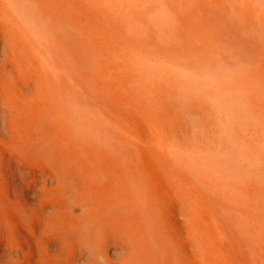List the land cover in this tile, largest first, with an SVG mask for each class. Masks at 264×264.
I'll return each instance as SVG.
<instances>
[{"label": "bare ground", "instance_id": "6f19581e", "mask_svg": "<svg viewBox=\"0 0 264 264\" xmlns=\"http://www.w3.org/2000/svg\"><path fill=\"white\" fill-rule=\"evenodd\" d=\"M181 2L0 0L28 90L48 93L19 104L45 183H64L70 234L95 244L77 264H264V0H229L242 28L224 40Z\"/></svg>", "mask_w": 264, "mask_h": 264}, {"label": "rangeland", "instance_id": "374dc122", "mask_svg": "<svg viewBox=\"0 0 264 264\" xmlns=\"http://www.w3.org/2000/svg\"><path fill=\"white\" fill-rule=\"evenodd\" d=\"M183 1L184 0H182L181 3H183L184 5L182 4L181 8L182 9L184 8L185 9L184 11H189V13L191 14L192 9H193V12L197 13V14L191 15V16H194V18L192 17L193 22L199 19L197 18L198 16L199 17L202 16L201 18L203 19L202 20L203 22L208 20L205 23H208L209 25L205 23L202 24L201 20H199L198 23L197 21L194 22V26L197 27L199 24L198 27L200 29V23H201L203 26L201 29L204 30V28H207V31L208 30L211 31V32L209 31L208 32L212 35V37L213 35L215 36V34L218 35L219 33L218 40L219 39L222 40L221 39L222 37H223V40H224V37L233 38V39L238 37V33L242 27L240 26L239 22L236 19H234L232 15L233 13L231 11V8L229 7L230 6L229 0L223 1L226 4L227 3L229 4L227 8H226L227 5L223 4L221 0H206V1L204 0L207 3V5H204L205 7L202 5V7L207 8L206 6H208L209 10L203 9V8H200L201 10H198L199 7L201 6L200 3L202 2V0L200 1L199 0H185L184 2ZM192 1L194 2V4ZM196 1L197 2L199 1V3H197ZM204 1L202 2V4L204 3ZM220 6L221 8L225 6L226 10L223 8L220 11V9H218L220 8ZM210 10L212 13L210 12ZM187 14L185 15L190 17V14L188 15ZM206 16L207 18H205ZM225 21L227 22V24ZM214 24L218 27L217 29L216 27H214L215 26ZM205 25H207L208 27ZM220 25L221 27H219ZM210 26H211V29H210ZM198 27L196 28L197 30H198ZM212 27L214 28L212 29ZM203 30L201 32H197L196 35L198 36L202 34L204 35L205 32ZM220 31L222 32L220 33ZM212 32H214L215 34L214 33L212 34ZM209 33L207 34L205 33L204 36L199 37V38L207 39L208 37L209 39V36H211ZM208 34L209 36H206ZM217 47L219 46H216L214 50L218 49L219 51L220 47L219 48ZM4 66L7 67V74L2 77L0 74V120L2 121V122L0 121L2 123V125L0 124V127H1L0 128V134H1L0 135V160H1L0 161V198H2V200L4 201V204L0 205V245H2V247L5 250L14 251L15 255L12 258H9L8 256L6 257V255H3L0 252V264H43L45 262H47L46 264H77L75 260V255H76L75 253L80 247L79 245L82 244L83 235L81 234V232L76 235L70 234L69 231L71 228V224L72 226H75V225L71 223L72 219H68L66 217V214H65L66 211L64 209L65 204L67 203L68 199L72 197V195L70 192L66 191L65 185L61 180H59L60 181L59 184H57L56 182L50 183L49 180L47 183H45L49 176L48 174L46 176V173L51 170L50 169L51 167H49L51 165L47 164V163L50 164V162H46L47 157L46 159L42 158L44 154L41 155L40 151H38L37 149L34 150L33 145L35 144V142L30 140L31 134L33 132L36 133L35 129L32 128L33 126L31 127L32 125L31 122H34L33 120L34 117L29 112H27L24 115L21 112V110L19 111V108H20L19 104H22V106H27L28 108H31L33 107L35 103L43 100L47 96L45 94L47 92L44 91L45 89L41 91L40 90L41 88L39 90L37 89V91L34 90L33 92L28 90V87H30L29 83L32 82V80L35 82V79H34L35 73L33 72V69L30 68V66H28V64L25 62L24 58H22L17 53L16 39H14L13 36L10 35V32L7 29V24L3 21L2 17L0 16V68ZM22 86L25 88V90L24 88H22ZM20 93L23 95H21ZM17 102H20V103H17ZM23 103L25 105H23ZM10 107H13V109H11ZM2 108L3 109L5 108V110H3ZM11 112H13L14 115H12ZM19 113H21V115L20 117H17V114L19 115ZM27 115L31 117V119L30 117L28 119L32 121L27 120ZM1 116L3 117L1 118ZM25 120H27L28 122ZM25 122H27L28 124ZM18 128L20 129V131ZM26 128H29V130ZM30 128L34 130L32 131ZM12 130L13 132L16 130L18 133H16V131L13 133ZM15 133H16V136H15ZM27 134H28V138H27ZM158 137L159 136L157 134H153L152 136L150 135V140L152 142H155L156 144ZM29 141L32 143L29 144L30 143ZM23 146L25 149L23 148ZM33 153L34 155L36 154L35 157H33L34 156ZM45 156L46 155H44L43 157ZM40 157L42 159H40ZM19 158L23 160L24 162H26L27 167H28L26 168L25 172H23L22 174H20L21 163L19 162ZM14 160L16 161V163ZM31 163L33 165H31ZM5 164L6 165L8 164L7 172H4V169L6 167ZM17 165H19V167ZM34 168L35 169L37 168L36 171ZM37 173L38 174L40 173L39 176ZM36 193L37 194L40 193V194L37 195ZM163 203L164 201L161 204ZM43 205L44 206L62 205V210H59V212H54L53 210L44 212L42 210ZM51 212H52V215H51ZM163 213L165 215L170 214L169 211L167 210H164ZM82 214H83L82 211H76L75 216L80 217ZM60 217H63V218H60ZM94 245L84 240V243L81 245V248L88 247L92 251ZM120 256H121V252L118 251L116 252V255H113V257L111 255L108 258V260L111 264H122V261H120L121 260ZM80 264H83V263H80Z\"/></svg>", "mask_w": 264, "mask_h": 264}]
</instances>
